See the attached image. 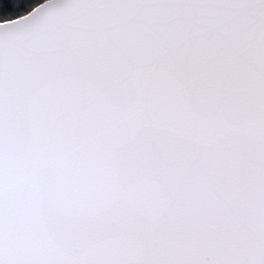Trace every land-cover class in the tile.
<instances>
[{
	"label": "snow or ice",
	"instance_id": "snow-or-ice-1",
	"mask_svg": "<svg viewBox=\"0 0 264 264\" xmlns=\"http://www.w3.org/2000/svg\"><path fill=\"white\" fill-rule=\"evenodd\" d=\"M0 264H264V0H0Z\"/></svg>",
	"mask_w": 264,
	"mask_h": 264
}]
</instances>
